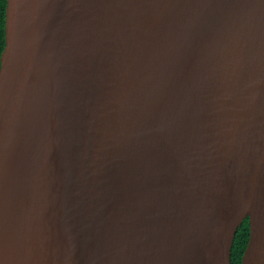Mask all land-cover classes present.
<instances>
[{"label":"water","instance_id":"95a60500","mask_svg":"<svg viewBox=\"0 0 264 264\" xmlns=\"http://www.w3.org/2000/svg\"><path fill=\"white\" fill-rule=\"evenodd\" d=\"M264 264V0H7L0 264Z\"/></svg>","mask_w":264,"mask_h":264},{"label":"trees","instance_id":"16d2710c","mask_svg":"<svg viewBox=\"0 0 264 264\" xmlns=\"http://www.w3.org/2000/svg\"><path fill=\"white\" fill-rule=\"evenodd\" d=\"M7 0H0V58L5 46V12ZM250 235L249 218L244 219L239 226L231 250L232 264H242V256L246 249Z\"/></svg>","mask_w":264,"mask_h":264}]
</instances>
